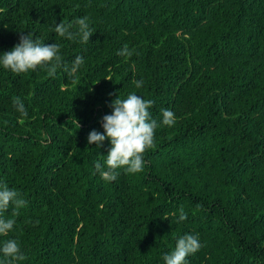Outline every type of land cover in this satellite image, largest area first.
<instances>
[{"label":"trees","instance_id":"trees-1","mask_svg":"<svg viewBox=\"0 0 264 264\" xmlns=\"http://www.w3.org/2000/svg\"><path fill=\"white\" fill-rule=\"evenodd\" d=\"M81 16L88 43L53 31ZM28 31L84 63L74 77L0 69V182L27 201L0 213L15 221L0 241L24 255L5 264H164L185 233L201 243L187 264H264V0H0V52ZM132 91L176 122L141 172L107 181L94 162L108 141L86 136Z\"/></svg>","mask_w":264,"mask_h":264},{"label":"clouds","instance_id":"clouds-1","mask_svg":"<svg viewBox=\"0 0 264 264\" xmlns=\"http://www.w3.org/2000/svg\"><path fill=\"white\" fill-rule=\"evenodd\" d=\"M53 31L60 37L68 40H77L81 45L89 42L93 33L87 16L77 17L73 22L55 23ZM60 45L44 43L33 38V33L28 31L19 36V41L11 49L0 52V69L14 74L27 73L38 67L45 69L47 74L55 75L58 68L69 76H73L84 63V57L75 55L70 64L62 61L59 51ZM117 54L130 57L133 52L126 45L117 50ZM136 88H140L143 81L137 79L134 82ZM13 106L19 117L28 115L23 101L16 97ZM153 101L138 95L136 92H128L124 97L116 96L111 100V112L101 118L103 131L92 129L86 136L89 145L95 144L100 148L107 139V153L101 155L103 160L94 162L95 170L102 179L113 181L117 176V169L123 168L126 173H139L144 168V152L154 143V132L161 126H172L176 122L174 112L171 109H161L159 121L152 118L149 111ZM79 126V125H78ZM27 201L17 190L0 182V213L12 206L15 213L25 206ZM187 214L183 211L177 217L178 222L184 221ZM13 218H5L0 215V235H6L13 229ZM201 247L197 234L185 233L176 238L174 247L162 254L164 264H187L186 257L195 253ZM24 258L20 245L15 238L0 241V264L5 261L22 260Z\"/></svg>","mask_w":264,"mask_h":264}]
</instances>
